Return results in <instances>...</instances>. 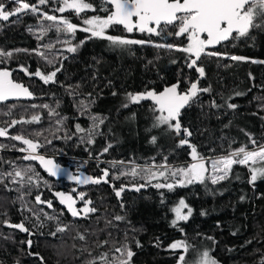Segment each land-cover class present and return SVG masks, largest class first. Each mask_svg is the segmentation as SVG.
Returning <instances> with one entry per match:
<instances>
[{
	"label": "trees",
	"instance_id": "16d2710c",
	"mask_svg": "<svg viewBox=\"0 0 264 264\" xmlns=\"http://www.w3.org/2000/svg\"><path fill=\"white\" fill-rule=\"evenodd\" d=\"M3 2L8 10L18 6L12 0ZM26 2L35 4L37 0ZM85 2L91 3L96 11L85 10L79 17L74 10L59 13L53 11L59 6L54 0L39 8L49 15L62 16L78 27H85L81 18L108 14L101 10L100 0ZM50 23L39 13L31 12L20 13L19 19L13 16L5 23L0 22V52L12 53L11 58L0 57V69L9 70L14 80L33 94L30 101L0 104V128L7 127L8 132L0 137V172L31 168L38 174L36 184L30 189L8 180H5L7 187L0 184V221L24 223L33 233L29 236L0 223V264H41V257L44 264H89L101 253L109 258L119 257L121 253L115 249L125 245L134 252L130 264H177L179 251L175 250L174 255L168 248L177 240H186L192 249L204 243L218 264H261L264 260V179L249 183L246 166L233 165L229 177L216 185L206 180L172 190L147 184L135 191L132 185L144 184L143 180L112 177L133 165L167 164L176 168L191 161V148L179 146L180 137L167 131L166 126L154 127L159 114L153 111L154 104L131 103L126 99L130 93H157L173 85H179L178 91L185 92L192 82H198L199 88L210 91L198 93L191 105L181 110L179 119L182 128L192 133L184 138L196 147L199 155L215 159L242 146L251 150L256 145H264V63H252L264 61V30L253 28L250 37L224 42L214 50L225 55H202L197 63L205 74L200 77L195 68L187 66L190 61L186 53L155 46L169 43L186 46V37L169 36L167 32L159 36L138 31L128 33L113 26L106 34L153 42L114 46L104 39H89V33L79 30L74 35L58 33L55 28L41 33V24ZM65 40L70 44H65ZM69 46H78L77 51H66ZM37 51L43 56L37 55ZM230 56L244 59L233 61L227 58ZM21 67L33 74L40 70L43 75L60 70L55 82L45 84L35 75H25ZM226 100L237 108H227ZM213 101L221 107H212ZM50 110L53 115L49 114ZM33 115L39 116V121L8 127L13 120L31 121ZM93 117L97 118L98 126L89 144ZM77 125L84 131L77 132ZM14 135L42 144L37 153L56 157L55 161L62 166L63 160L57 157L95 160L82 171L90 177L99 178L102 170H108L107 184L75 189L83 192L84 200H90L89 207L96 211L86 218L82 214L79 218L67 216L57 206L54 193L73 195L74 186L46 177L39 170L38 161L24 160L17 149L26 146L10 139ZM24 183L27 185V176ZM122 184L126 186L125 191L117 197L114 188L118 190ZM36 195L52 201V207L37 204ZM181 199L193 211L187 221L179 222L174 228L171 209ZM84 200L79 203L84 204ZM202 212L206 214L201 215ZM45 214L58 220H48ZM116 216L123 219L116 220ZM41 223L42 227H36ZM58 223L66 225L67 230L56 232ZM81 234L84 240L79 238ZM28 240L32 241L31 247Z\"/></svg>",
	"mask_w": 264,
	"mask_h": 264
},
{
	"label": "snow or ice",
	"instance_id": "6c2138e0",
	"mask_svg": "<svg viewBox=\"0 0 264 264\" xmlns=\"http://www.w3.org/2000/svg\"><path fill=\"white\" fill-rule=\"evenodd\" d=\"M16 7L11 10L6 8V4L3 0H0V20L9 21L10 17L16 16L19 19V14L24 12H31L33 14L39 13V16L46 21L51 22L47 26L41 24V33L46 32L48 29L55 28L57 32H64L66 34L74 35L77 30L89 33V39L100 38L109 41L114 46H127L137 45L145 43H153L151 40H137L128 39L122 36H113L106 34L109 28L113 26H123V29L132 33L138 31L140 33H146L148 35H161L165 32L169 36L186 37V46H176L169 44H155L158 48L175 49L176 51L184 52L187 54V59L190 61L187 66L189 68H195V71L200 74V77L204 76V68L198 66V61L202 55L222 56L225 54L210 51L218 45H222L224 42L240 39L241 37H250V30L253 28H260L264 30V0H102L101 10L107 12L106 17L94 15L91 18H81L82 24L85 27H78L71 23L68 19L57 17L56 15H49L46 12L40 11V5H46L49 0H37V3L30 4L26 0H12ZM59 6L53 11L64 13L67 10H74L75 14L79 17L85 10L96 11L91 3L85 2V0H54ZM110 5V8H106L103 5ZM65 44H70L69 40L64 41ZM84 41H81L83 44ZM48 47H51L49 45ZM78 46H69L66 51L76 52ZM37 55L43 56V53L37 51ZM0 57H12L11 52H0ZM233 61L242 60L243 57L230 56L227 57ZM53 63V61H48ZM252 63H264V61L253 60ZM25 75H35L39 77L45 84L49 82H55L54 78L59 68L52 71L50 74L43 75L40 70H37L34 74L30 73L26 68L20 69ZM179 85H173L166 87L162 92L156 93L153 91H147L143 94H128L127 101L131 103H139L142 100H151L154 104L153 111L159 113L155 117L154 127L166 126V130L173 132L179 139V146L188 145L191 148V162L185 166L172 168L167 164L159 166H143L137 167L133 165L126 171H121L117 175L113 176V179H120L121 177H131L135 180L137 177L143 180L145 183L140 185L133 184L132 187L135 191H140L142 187L147 184H151L152 187L161 189L167 188L172 190L174 187H184L192 183H204L206 180H210L213 185L227 179L232 172L233 165L239 164L246 166L250 173L249 183L254 184L257 179H264V146L256 145L254 149L249 150L246 146L239 147L235 150H230L226 156L212 159L210 162V168L206 166V160L203 156L199 155L194 145L190 144L185 136L190 137L192 133L188 128H182L179 117L181 116V110L191 105V102L198 96L200 92H209V88H199L198 82H192L190 87L185 92L178 91ZM75 94V93H73ZM32 93L23 84L16 82L12 77V73L8 70H0V102L7 101L9 99H19L21 97L31 98ZM236 95H242V93H236ZM230 99V98H229ZM227 108L235 110L237 105L234 103H228L225 101ZM83 106V102H82ZM128 106L127 103L124 105ZM212 107L219 108L221 105L212 102ZM32 107H36L33 105ZM42 107L47 108L48 105ZM86 109V106H83ZM50 115L54 112L50 110ZM40 117L33 115L31 121L28 120H13L8 127H12L17 123H30L39 121ZM97 118L93 117V129H89V138L87 143L91 144V136L93 130L98 126L95 121ZM174 122V123H173ZM62 123V121H58ZM100 123H103L100 120ZM59 129H57L58 131ZM77 132H83L79 125L76 127ZM8 134L7 127L0 128V137H4ZM54 135V133H53ZM10 139L20 141L26 147L18 148V151L27 153L23 156L26 161H38L40 166L50 177H55L61 172L60 166L54 162L53 159L46 158L42 154H38L37 150L43 147L42 144L33 142L31 139L25 138L22 135L11 136ZM83 139V138H82ZM251 139V138H250ZM156 138H152V142L155 143ZM51 143V141H47ZM255 145L256 142L253 140ZM2 147V146H0ZM15 147V145H13ZM109 145L103 151L107 152ZM167 159V158H165ZM123 164V162H120ZM103 175L99 178L84 177L83 179L73 177L69 175V179H74L77 184H99L101 182L108 183L109 171L102 170ZM210 172V175L205 174ZM31 173V175H29ZM27 176V185L24 180ZM36 177L34 179L33 177ZM38 174L34 173L31 168L25 170H18L13 168L11 172H0V184H5V180L9 183H19L21 187H30L36 184ZM171 179V182H168ZM153 181H156L153 183ZM7 187V184H5ZM125 185H121L117 190L114 188L117 197H120L122 192L125 191ZM75 191V189L73 190ZM30 194V192H29ZM54 195L59 198L62 205H65L67 211L72 217H78L81 214L86 218L89 213L95 212V208L89 207L92 203L90 200H84V194H79V199L84 200V207L77 209L76 199L72 195H66L63 192H55ZM23 199V196L19 197ZM35 202L37 204H46L48 207H52V201H44L40 195L35 196ZM123 206V205H122ZM187 209V213L183 212ZM192 208L189 207L183 199L172 208L174 213V219L171 221V226L178 227L179 222L187 221L192 215ZM62 214V213H61ZM206 213H201L205 215ZM45 218L48 220H58V217L48 216L45 214ZM116 220H122L123 217L116 216ZM8 228L18 229L20 232H25L29 236L33 233L25 226L24 223L13 224L9 221H0ZM43 224H37L36 227H42ZM67 230L66 225L57 224L56 232H64ZM183 231L182 229H180ZM55 235V232L51 233ZM81 240L85 237L79 235ZM208 239H213L208 237ZM28 246L31 247L32 241H27ZM106 243V242H105ZM103 246V245H101ZM139 246V242H137ZM192 245L186 240H177L168 245L170 250H182L183 254L178 255L177 264H218V262L210 256L209 251H203L199 253L198 258L190 261L187 255L192 249ZM116 252L121 253L119 257L109 258L107 254L101 253L98 258H94L89 264H130L131 258L134 252L130 250L126 245L115 249ZM29 255L39 256L38 253H29ZM41 264H44L41 257ZM264 264V260L261 261Z\"/></svg>",
	"mask_w": 264,
	"mask_h": 264
},
{
	"label": "water",
	"instance_id": "95a60500",
	"mask_svg": "<svg viewBox=\"0 0 264 264\" xmlns=\"http://www.w3.org/2000/svg\"><path fill=\"white\" fill-rule=\"evenodd\" d=\"M100 1L102 2V0H100ZM104 5H106L108 8H110V5H107V4H104ZM0 22H1V23H5V22H7V21L0 20ZM117 26L120 27L121 29H123V26H120V25H117ZM123 30H124V29H123ZM218 46H219V45H218ZM218 46H216V47L213 48V49H216ZM209 50H210V49H209ZM0 70H6V69H0ZM8 71H9V70H8ZM169 87H171V86H169ZM164 89H165V88H164ZM164 89H163V90H164ZM163 90H161L160 92H162ZM160 92H157V94L160 93ZM32 98H33V96H32L31 98H24V97H21V98H19V99H9V100H7V101L0 102V104H3V103H12V102H25V101H30ZM142 101H150V102H152L151 100H142ZM152 103H153V102H152ZM45 157H46V158H49V159H53L54 162L56 163V161H55L56 157H54V156H45ZM57 164H58V163H57ZM58 165H59L60 168H61V172H60L57 176H55V177H50V176H48V174L44 171V169H43V168L40 166V164L38 163L39 170H40L44 175H46V177H48V178L51 179V180H54V181H62V182H64V183L67 184V185L76 186V187H78V188H80V187H85V186L91 184V183H87V184H77V183H75V180H74V179H69V175H71V176H73V177H78V178H81V179H83L84 177H90V176L87 175V174H85V173H78V174H75V173L72 172L68 167L62 166V165H60V164H58ZM99 184H107V183L101 182V183H99ZM66 195H68V194H66ZM56 204H57V206H58L59 208H61V209L63 210V212H64L67 216H69L70 218H74V217H72V215L67 211L66 206H65V205H62V204L60 203L58 197H56ZM75 207H76V205H75ZM76 208H77V207H76ZM77 209H78V208H77ZM80 216H81V215H80ZM80 216L75 217V218H79Z\"/></svg>",
	"mask_w": 264,
	"mask_h": 264
},
{
	"label": "built area",
	"instance_id": "2783aa9c",
	"mask_svg": "<svg viewBox=\"0 0 264 264\" xmlns=\"http://www.w3.org/2000/svg\"><path fill=\"white\" fill-rule=\"evenodd\" d=\"M59 158L63 160L64 166L68 167L74 173L82 172L88 163L96 162L95 160L84 157L63 156Z\"/></svg>",
	"mask_w": 264,
	"mask_h": 264
},
{
	"label": "rangeland",
	"instance_id": "374dc122",
	"mask_svg": "<svg viewBox=\"0 0 264 264\" xmlns=\"http://www.w3.org/2000/svg\"><path fill=\"white\" fill-rule=\"evenodd\" d=\"M262 146H264V145H262ZM254 149V148H253ZM22 154L23 155H26L27 153H25V152H22ZM44 156H48V155H44ZM224 156H226V155H224ZM219 158V157H218ZM58 159H60L59 157H57V160ZM61 160V159H60ZM206 160V162H208V163H206V166L207 167H209L210 168V162H211V160L212 159H205ZM191 162V161H190ZM189 162V163H190ZM56 163H58V162H56ZM64 164V163H63ZM208 175H210V172H208L207 173ZM75 192H77V191H75ZM78 193V195L80 194V193H83V192H77ZM180 201V200H179ZM179 201L173 206V207H175L178 203H179ZM84 206V205H83ZM172 207V208H173ZM183 212L186 214L187 213V209H184L183 210ZM174 219V213L172 212V209H171V221ZM182 222V221H181ZM179 251V254H183L182 253V250H178ZM203 251H208V249L206 248V245L203 243V244H200L199 246H197V247H194L193 249H190V252L187 254L188 256H189V258H190V261L192 260V259H195V258H198V255H199V253H201V252H203Z\"/></svg>",
	"mask_w": 264,
	"mask_h": 264
},
{
	"label": "flooded vegetation",
	"instance_id": "af4514ba",
	"mask_svg": "<svg viewBox=\"0 0 264 264\" xmlns=\"http://www.w3.org/2000/svg\"><path fill=\"white\" fill-rule=\"evenodd\" d=\"M123 30V29H122ZM217 49V48H216ZM215 49H210V51H214ZM77 173H83V172H77ZM76 173V174H77ZM96 178V177H95ZM71 186V185H70ZM80 188H82V187H80ZM74 189H78V187H76V186H74ZM80 193V192H79ZM73 196V198L74 199H76V207L78 208V209H80V208H83L84 206V204H81V203H79V201H81V199H79V195H78V193L77 192H74V194L72 195Z\"/></svg>",
	"mask_w": 264,
	"mask_h": 264
}]
</instances>
